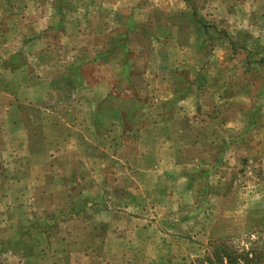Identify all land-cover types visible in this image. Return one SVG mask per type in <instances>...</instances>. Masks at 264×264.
I'll return each instance as SVG.
<instances>
[{"label": "rangeland", "instance_id": "1", "mask_svg": "<svg viewBox=\"0 0 264 264\" xmlns=\"http://www.w3.org/2000/svg\"><path fill=\"white\" fill-rule=\"evenodd\" d=\"M24 13L69 25L42 60ZM4 25L9 98L54 83L0 119V264H203L264 243V0H0Z\"/></svg>", "mask_w": 264, "mask_h": 264}, {"label": "crops", "instance_id": "2", "mask_svg": "<svg viewBox=\"0 0 264 264\" xmlns=\"http://www.w3.org/2000/svg\"><path fill=\"white\" fill-rule=\"evenodd\" d=\"M1 2H2V4L6 5L8 7L12 6L11 3H9V2H5V1H1ZM261 4H263L262 1H261ZM17 6H19V5H17ZM24 6H26L25 9H29L31 7H33L34 9L41 8L40 3H38V2H36V3H26ZM261 7H263V5H261ZM25 15L26 14L24 13L22 16H20L19 25L21 27L18 30V36H19V39H20V41L22 43L21 46L23 45L24 47H27L30 43H34L36 51L35 52H31L30 54H33L36 57V60H38V61L42 60V57L46 53L43 51L41 46L44 45L43 41L45 39L49 38L48 36H46V33L54 31V29H56V32H65L66 33L62 37H67L68 36V32L67 31H68V26L69 25L66 24L64 17H62L64 19V21L58 20L57 23H59V24H55V25H53V28H49V29L44 31V29H40V27H37L36 23L32 24L30 22V23H28V25H27V23H26V25H25V23L23 24V22H27ZM40 22H42V21L40 20ZM49 24H52V23H49ZM2 28L3 29L0 30V34L1 33L3 34L4 32H6L5 35L10 33L11 29H14V30L16 29V27H8V26L5 27V25L2 26ZM0 38H1V35H0ZM23 52L28 53L26 50L23 51ZM13 54H17V53H11V55H13ZM21 54H22V51H20V55ZM19 68H20V66L16 65L13 69L17 70ZM40 68L42 70V67H40ZM45 68H47V67L45 66ZM21 70H19V71H21ZM40 75L41 76L39 78L37 76V74H35V73L31 74L29 77L26 78V80H24L23 82L18 83V85L25 84L28 87L36 86V87H39L41 89L38 93H35V94L30 95L29 97L25 98V102H18L17 103L16 101H14V99L11 100L9 98L8 94L6 93V92H8V89H7V87H8L7 85L8 84L4 83L3 85H0V91H2V93L4 94L2 99L0 100V119L2 118L1 121H3V118L6 117V114H8V112H10L12 107L17 108V107H21L20 106L21 104H25V105H27V108H30V110H31L32 109L31 103L35 104L34 108H36L37 104L40 105V104L43 103V101L47 100L46 99V95L51 92L50 88H51L52 84L54 83V81L50 77L49 78L47 77V79L45 77V79H44L42 71H41ZM58 78L59 77H57L56 80ZM43 89H44V91L46 93L45 95L43 94ZM12 101L15 102V103H12ZM3 143H5L4 140H3L2 144Z\"/></svg>", "mask_w": 264, "mask_h": 264}, {"label": "trees", "instance_id": "3", "mask_svg": "<svg viewBox=\"0 0 264 264\" xmlns=\"http://www.w3.org/2000/svg\"><path fill=\"white\" fill-rule=\"evenodd\" d=\"M203 264H264V243L253 241L247 248H234L222 242L215 246L213 258Z\"/></svg>", "mask_w": 264, "mask_h": 264}]
</instances>
